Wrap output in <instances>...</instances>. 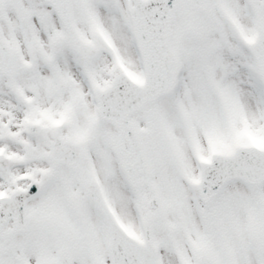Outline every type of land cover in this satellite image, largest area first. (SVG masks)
Here are the masks:
<instances>
[{"label":"snow or ice","instance_id":"6c2138e0","mask_svg":"<svg viewBox=\"0 0 264 264\" xmlns=\"http://www.w3.org/2000/svg\"><path fill=\"white\" fill-rule=\"evenodd\" d=\"M0 264H264V0H0Z\"/></svg>","mask_w":264,"mask_h":264}]
</instances>
